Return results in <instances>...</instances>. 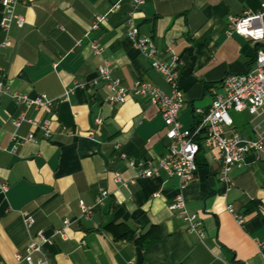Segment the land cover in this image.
Returning <instances> with one entry per match:
<instances>
[{"label": "crops", "instance_id": "obj_1", "mask_svg": "<svg viewBox=\"0 0 264 264\" xmlns=\"http://www.w3.org/2000/svg\"><path fill=\"white\" fill-rule=\"evenodd\" d=\"M262 1L144 0L136 12L140 32L162 60L174 62L182 128L192 127L196 109L209 107L210 86L252 66L256 45L225 30L229 15L256 12ZM130 8V0H19L16 12L25 24L7 31L0 25V179L8 185L0 193V264H16L15 254L38 230L47 242L35 258L48 264H264V155L246 154L242 167L230 170L231 185L219 179L217 150H200L194 179L184 187L163 171L144 177L129 165L161 156L167 128L144 98L108 103L99 68L107 62L124 86L139 78L170 91L127 36ZM97 15L104 20L94 28ZM2 17L0 0V24ZM90 41L102 46L100 54ZM14 94H45L50 102L28 106ZM231 116L244 138L253 136L259 119ZM45 120L48 137L39 127ZM14 136L24 140L11 150ZM101 190L108 196L97 203ZM176 194L199 215L204 238L169 209ZM22 212L34 218L31 226ZM143 235L154 239L146 248Z\"/></svg>", "mask_w": 264, "mask_h": 264}, {"label": "built area", "instance_id": "obj_2", "mask_svg": "<svg viewBox=\"0 0 264 264\" xmlns=\"http://www.w3.org/2000/svg\"><path fill=\"white\" fill-rule=\"evenodd\" d=\"M19 0H1L3 17L1 27L7 31L11 25L22 27L25 17L16 12V4ZM144 3V0H130V10L126 14L127 36L133 41L140 54L149 62L150 67L161 73L170 91L165 92L160 87L137 78L131 87L124 86L120 79L112 77V72L107 62L98 70V77L104 80L110 90L106 101L110 104H123L128 98H144L156 106L159 114L167 128L165 137L168 144L164 153L151 161L129 159V165L134 167L137 173L144 177L157 175L159 171L165 172L170 177L179 180L180 187H184L193 181L197 163L196 157L201 148L206 150H217L216 159L219 164L220 181L231 185L230 170L232 167L240 168L244 164V158L248 153L257 156L264 155V1L260 3L256 12H244L241 15H229L225 33L231 35L236 33L249 38L256 45L252 66L244 73H229L219 85L209 87L211 102L206 110L196 109L195 118L191 128H182L178 119L179 110L182 108L184 98L177 85V75L174 71V62L162 60L159 56L153 40L147 34L140 32L135 21V14ZM104 16H95L93 27L96 28ZM6 39L2 45H7ZM90 47L95 54L102 52V46L96 41H90ZM177 60V58H173ZM5 88L0 84V93ZM71 89L66 90V95ZM13 97L28 106H45L50 99L41 94L34 98L14 94ZM247 112L256 119L257 123L252 126L253 136L244 138L239 130L234 128L230 112ZM23 119V117L19 118ZM100 124L101 120L96 119ZM19 124V120L15 121ZM32 124L35 122L32 121ZM45 137L50 134L49 121L45 120L39 126ZM32 135L28 137L32 139ZM14 143L11 150H15L24 140L13 137ZM116 181H120L119 176ZM8 185L0 179V193H5ZM153 193V197L157 196ZM108 196L106 190H101L96 197L97 203H101ZM81 212L84 216L91 214V209L82 201L79 202ZM169 209L176 211L186 223L189 233L198 238H204L202 222L198 214L190 213L181 194H176L169 204ZM228 210H233L229 206ZM22 219L27 227L34 223V218L22 212ZM239 223L244 221L243 216L235 214ZM68 224V220L64 222ZM60 233V230L54 231ZM47 237L42 230L29 239L23 253H16V264H48L43 258H35L43 254V244ZM264 257V243H259Z\"/></svg>", "mask_w": 264, "mask_h": 264}, {"label": "trees", "instance_id": "obj_3", "mask_svg": "<svg viewBox=\"0 0 264 264\" xmlns=\"http://www.w3.org/2000/svg\"><path fill=\"white\" fill-rule=\"evenodd\" d=\"M202 149V148H201ZM200 149V150H201ZM200 152V151H199ZM199 154V153H198ZM198 154H197V156H198ZM196 163H197V165H198V162H197V157H196ZM122 235H125V234H122ZM144 236L145 235H143V236H141L140 237V245L143 247V248H146L150 243H152L153 241H154V239L153 238H148V239H145L144 238ZM144 238V239H143Z\"/></svg>", "mask_w": 264, "mask_h": 264}, {"label": "rangeland", "instance_id": "obj_4", "mask_svg": "<svg viewBox=\"0 0 264 264\" xmlns=\"http://www.w3.org/2000/svg\"><path fill=\"white\" fill-rule=\"evenodd\" d=\"M232 113V111L230 112V114ZM242 115L244 116L245 114H248L247 112H241Z\"/></svg>", "mask_w": 264, "mask_h": 264}]
</instances>
